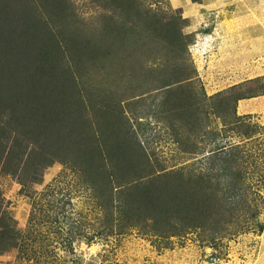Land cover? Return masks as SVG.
<instances>
[{"label":"rangeland","instance_id":"rangeland-1","mask_svg":"<svg viewBox=\"0 0 264 264\" xmlns=\"http://www.w3.org/2000/svg\"><path fill=\"white\" fill-rule=\"evenodd\" d=\"M66 2L84 37L119 12ZM136 2L144 40L95 59L78 88L95 104L88 112L102 135L95 110L104 106L102 94L124 99L151 170L164 172L157 185L182 182L189 190L201 179L200 212L192 225L159 212L156 230L172 234L118 233L113 224L114 234L96 235L104 210L92 181L71 164L38 162L32 151L0 165V257L18 264H264V0ZM165 36L181 40L172 48ZM174 66L183 80L158 88L156 78L174 81Z\"/></svg>","mask_w":264,"mask_h":264},{"label":"trees","instance_id":"trees-1","mask_svg":"<svg viewBox=\"0 0 264 264\" xmlns=\"http://www.w3.org/2000/svg\"><path fill=\"white\" fill-rule=\"evenodd\" d=\"M90 2L119 12L108 24L101 17L84 37L75 27V15L66 0H0V165L12 163L19 155L27 160L33 151L35 157L42 156L38 162L56 160L74 166L92 181L94 194L103 201L104 224L96 235L114 234L113 224L120 227L118 233L137 228L172 234L171 230H156L159 212L165 218L180 217L189 225L192 214L201 209V179L189 182L192 191L182 182L157 185L164 172L151 170L120 106L124 99L110 96L108 100L106 93L102 94L104 106L97 105L95 110L102 119L104 136L93 120L95 114L91 118L88 110L95 104L78 88L79 80L89 73L95 59L104 60L100 57L107 56V51L120 53L123 48L122 52L128 53V46L144 40L143 35L138 36L142 32L138 27L144 24L134 20L138 16L133 15L138 8L136 0ZM172 24L177 25L175 18ZM175 38L181 40V36L168 38L172 48ZM172 68L174 81L166 76L156 78L153 81L161 84L158 88L179 85L183 80L179 68ZM114 193L118 197L113 201Z\"/></svg>","mask_w":264,"mask_h":264},{"label":"crops","instance_id":"crops-1","mask_svg":"<svg viewBox=\"0 0 264 264\" xmlns=\"http://www.w3.org/2000/svg\"><path fill=\"white\" fill-rule=\"evenodd\" d=\"M0 264H18L12 257H0Z\"/></svg>","mask_w":264,"mask_h":264}]
</instances>
